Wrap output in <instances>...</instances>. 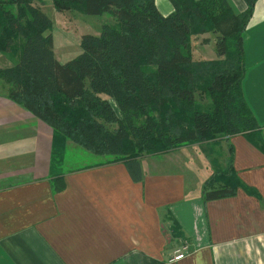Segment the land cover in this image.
I'll use <instances>...</instances> for the list:
<instances>
[{
    "label": "trees",
    "instance_id": "16d2710c",
    "mask_svg": "<svg viewBox=\"0 0 264 264\" xmlns=\"http://www.w3.org/2000/svg\"><path fill=\"white\" fill-rule=\"evenodd\" d=\"M167 1L173 11L162 16L154 0H52L56 12L112 19L99 35L81 36L80 53L60 64L41 0H0V55L12 64L0 68L7 99L49 125L60 146L102 157L97 165L122 163L134 182L139 158L189 144L241 135L264 151L241 85L243 37L258 0H243L241 13L230 0ZM205 34L214 36L215 61L192 54V39ZM231 163L205 181L203 203L235 193ZM170 234L183 239L173 226Z\"/></svg>",
    "mask_w": 264,
    "mask_h": 264
},
{
    "label": "crops",
    "instance_id": "0c3cea01",
    "mask_svg": "<svg viewBox=\"0 0 264 264\" xmlns=\"http://www.w3.org/2000/svg\"><path fill=\"white\" fill-rule=\"evenodd\" d=\"M154 2L162 16L173 11L167 0ZM230 3L246 9L243 0ZM197 39L211 49L201 60H217L211 34ZM243 55L242 92L264 142V0L246 26ZM0 86V264H264V151L244 136L143 156L137 182L122 163L97 165L103 159L69 170H58V160L52 171L60 144L51 127ZM230 159L235 193L203 203L205 181ZM183 242L188 256L170 262Z\"/></svg>",
    "mask_w": 264,
    "mask_h": 264
},
{
    "label": "rangeland",
    "instance_id": "374dc122",
    "mask_svg": "<svg viewBox=\"0 0 264 264\" xmlns=\"http://www.w3.org/2000/svg\"><path fill=\"white\" fill-rule=\"evenodd\" d=\"M43 1L45 2L41 3V7H43L44 13L52 22L51 34L53 37V51L55 50L60 60H66L67 62L80 53L79 40L81 36L99 35L102 25L112 24V19L106 14L88 16L78 12L60 13L49 6V0ZM46 4L47 6H45ZM211 37L215 43L214 36L211 35ZM197 41V38H193L191 41L192 54L195 59L201 60L202 56H208L211 49L210 47L204 48L203 50L200 49V45H198L199 43ZM7 63L5 57H0L1 69L6 68L8 66ZM88 153L89 152L76 146L72 142H70V148H66L65 151L62 149V146L58 149L56 148L54 152L55 161L60 160V162H58L60 167L58 170L61 168L65 170L81 168L100 162L101 159H103L102 157ZM64 156V162L61 163Z\"/></svg>",
    "mask_w": 264,
    "mask_h": 264
},
{
    "label": "built area",
    "instance_id": "2783aa9c",
    "mask_svg": "<svg viewBox=\"0 0 264 264\" xmlns=\"http://www.w3.org/2000/svg\"><path fill=\"white\" fill-rule=\"evenodd\" d=\"M189 254V247L186 242L180 244V246L175 249L170 258V262H177L184 259Z\"/></svg>",
    "mask_w": 264,
    "mask_h": 264
}]
</instances>
